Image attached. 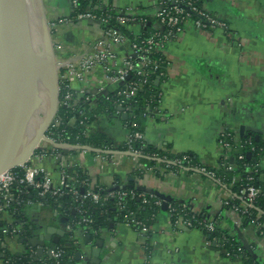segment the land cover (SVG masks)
I'll return each mask as SVG.
<instances>
[{
	"label": "crops",
	"instance_id": "1",
	"mask_svg": "<svg viewBox=\"0 0 264 264\" xmlns=\"http://www.w3.org/2000/svg\"><path fill=\"white\" fill-rule=\"evenodd\" d=\"M100 1L104 7L117 11L129 9L154 20L156 10L170 0ZM40 4L43 18L50 22V41L59 69L69 57L91 52L101 37L99 26L88 21H71L70 0H40ZM203 7L225 21L227 29H197L189 20L180 32L165 38L161 49L166 63L154 82L161 97L144 117L143 135L152 147L168 149L171 153H190L200 162L214 166L219 156L218 139L224 130L232 131L238 138L248 134L264 138V0H203ZM130 29L138 33L139 26L133 25ZM112 50L116 61L110 66L115 68L122 63L125 45H113ZM104 74V69L96 66L82 81H72L70 89L77 95L82 91L95 94L103 89L109 95L119 86L101 84ZM124 113L127 114L117 109V115H102L91 130L120 145L128 134L123 122L129 113L123 120ZM240 127L245 129L243 136L239 135ZM76 150L73 154L39 152L31 163L44 169L54 182L58 180V164L62 161L86 169L92 186L113 189L117 181L123 187L134 182L135 187L155 191L168 200L189 202L193 211L220 209L222 191L197 173L173 178L151 171L141 180H134L131 174L135 160L129 155H118L117 163L113 164ZM63 218H67V225L63 226ZM25 224L26 236L0 237V264L7 254L31 252L38 259L54 252L55 248H49L51 241L45 240L43 252L37 256L36 250L40 247L34 246L33 240L39 235L57 237L55 247L61 242L71 246L74 264H239L220 257L213 245L206 244V236L201 231L174 229L164 212L158 213L148 228V252L143 246V237L119 222H111L109 228L92 236L81 229L71 230L66 212L31 206L25 213ZM230 225L224 222L222 226L231 230ZM244 235L254 245L253 254L264 262L260 239L250 230ZM93 251L97 252L96 256Z\"/></svg>",
	"mask_w": 264,
	"mask_h": 264
},
{
	"label": "trees",
	"instance_id": "2",
	"mask_svg": "<svg viewBox=\"0 0 264 264\" xmlns=\"http://www.w3.org/2000/svg\"><path fill=\"white\" fill-rule=\"evenodd\" d=\"M197 7L203 5V0H194ZM91 12L97 17L106 16L109 18L106 25L102 29L115 28L117 29L128 42L139 43L143 39L155 35L160 40L161 47L153 48L148 57L151 60H156L161 65L156 71L147 70L145 75V82L142 88L138 91L136 98L126 101L122 108L129 113V118L123 122L128 134L134 135L135 133L143 134L144 117L147 115L149 109H153L161 97V92L155 86V79L163 69L162 66L166 63L165 56L163 55L162 47L165 39H162L171 29L168 26L164 30L157 31L148 25L153 20H147L143 16L137 14L136 21L128 22L124 26L117 25L114 18L118 11L112 7H104L100 0H77L76 8L72 9L70 18H75L76 15L86 12ZM214 16V15H213ZM142 19L143 22L140 20ZM196 16L192 15V20ZM133 25L139 26L138 33L130 29ZM210 29L209 27L206 30ZM173 31V30H172ZM226 31V30H225ZM143 46V44H140ZM63 70L59 69V74H63ZM138 79L131 75L129 81H137ZM67 82L64 80L58 81V101L59 106L56 112L55 120L57 125L49 127L46 135L53 138L56 143L63 142L69 146H88L91 149L105 152L117 151L125 152L127 149L126 142L116 146L103 136L99 135L94 130H91L97 120L102 115L114 116L117 115L118 97L116 91L109 94L107 97H99L94 102L86 100L85 97L77 98L73 91L66 88ZM67 92L71 93V99L67 100V106L62 105L65 101ZM119 115V113H118ZM232 143V142H231ZM145 145V146H144ZM134 149L142 152L138 157L140 164L148 167H154L157 163L164 167L168 165L170 170L180 171L184 170L186 173H191L189 168L200 167V161L197 157L190 153H171L168 149L160 150L148 145L145 141H132ZM57 153H76L77 150H65L62 148L54 147ZM247 153L250 154L249 158ZM86 154L95 156L96 152L93 150L88 151ZM155 157L159 158L157 161ZM178 161L177 163L168 164V161ZM264 138L258 137L253 134L245 135L238 140L236 148L232 150L229 156H222L217 160V167L208 168L214 172L215 180L225 185L234 195L229 203V206H240L242 202L237 198L239 191L248 186H254L260 190V194L256 198L254 204L259 208L263 215L260 221L264 220ZM233 166L234 171L227 170L228 166ZM65 173L69 179V183L73 185L76 195L73 193H63L62 195L46 194L44 197L37 195V190L24 184L15 183L12 189L13 201L8 208L0 211V237H15L26 236L28 234L27 225L25 224V213L29 208L27 204L30 202L40 201L43 203L42 207L50 208L57 212H66L69 216V226L71 230L81 229L92 236L100 234L103 230L109 228L110 223L119 222L126 224L132 217L136 222L142 223L149 228L158 213H172L170 208L173 207L175 211L170 217L171 225L176 220L188 222L191 229L201 231L206 240L213 245V249L217 251L221 257L228 258L231 261H236L239 264H264L257 256L249 252L241 246L238 239L227 235L221 229H216L210 233L205 228L204 211L199 215H195L192 211L183 207V203L169 199L164 201L157 195L153 197L146 196L145 199L138 197H125L118 205L115 188H106L101 185L92 186L90 176L86 169L80 168L77 165L65 164ZM17 179L22 178L23 169L15 167L12 169ZM239 176L236 183H232L234 175ZM133 178L141 180L143 173L139 171H132ZM205 177L204 175H202ZM123 184L120 181L115 182L114 186ZM88 189H91L100 196L98 202H93L90 197H83ZM126 191L135 189L134 182H130ZM160 202V204H157ZM3 205L0 199V207ZM186 206L189 208L188 204ZM228 206V207H229ZM190 209V208H189ZM256 211L250 209V214H241L242 225H249ZM7 218V220H5ZM82 218H87L92 221L90 229L87 225L81 222ZM14 227L18 230L15 236L5 235L2 231L5 228ZM135 231H139L136 225H130ZM149 234L143 237L144 247L148 252L150 249ZM227 256V257H226ZM2 264H74L73 252L71 246L65 242L59 243L54 252L49 255L42 256L36 259L31 252H24L17 256L5 255L2 258Z\"/></svg>",
	"mask_w": 264,
	"mask_h": 264
},
{
	"label": "built area",
	"instance_id": "3",
	"mask_svg": "<svg viewBox=\"0 0 264 264\" xmlns=\"http://www.w3.org/2000/svg\"><path fill=\"white\" fill-rule=\"evenodd\" d=\"M76 5L77 0H70L71 11L72 9L76 8ZM192 15L196 16L195 20H192ZM136 16L137 13H133L131 10L126 9L125 11H118L117 15L113 18L117 25L124 26L128 22L136 21ZM109 18H112L109 14H107L106 16L97 17L90 11L78 14L74 19L70 18L71 21H88L91 22V24L99 26L101 29V37L93 44L90 53L82 56L69 57L68 61L63 64V69L61 68L62 70H64V72L63 74H59V80L66 81V88L72 91L70 89V83L72 81H82L84 77L89 74L96 66H100L105 71V74L100 83H109L119 86L115 91L117 92L116 95L118 97V106L122 107V105L126 103V101L136 98L138 91L142 88V85L145 82L144 77L147 70L156 71L161 66L158 61L151 60L148 57V55L151 54L153 48L161 47V44L160 40H158L155 35H151L150 37L143 39L139 43H130L117 29H102V26L106 25ZM189 20L192 21L197 29H206L207 27H209L210 29H227V24L225 21L213 16L206 10L205 7H203V5L201 7H197L194 0H170L167 4L161 5V7H159V9H157L154 13V20L152 21V24L158 23L163 27L168 26L171 29L164 37H162V39H165L167 36L172 35L173 33L180 32L182 30V26ZM62 21H67V19H63ZM140 21L143 22L142 19ZM117 44L125 45V55L120 66L111 68V63L116 61V54L113 52L112 46ZM140 44H143V46H141ZM131 75H134L138 80L129 81V77ZM98 90L95 94L85 93L83 91L78 93V95L75 93L74 94L77 98L85 97L86 100L91 101H95V99L100 96H108L104 93L103 89ZM71 96V93L67 92L65 101L62 102V105L67 106L68 104L66 101L71 99ZM56 125L57 120H55L54 117L49 127H54ZM46 138L47 140L43 141L45 142V146L41 149V153H46L48 151L50 153H55L53 143H56V141L47 135ZM133 140L141 141L144 143V135L141 133H135L134 135L127 134V137L125 139L127 149L125 152L97 151L95 158L102 161H109L115 164L117 163L116 157L118 155H129L133 160H135L134 170L143 173V175L148 172L154 171L158 175H167L176 178L178 175L186 173L184 170H180L178 172L170 170L168 165L162 167L158 163L154 167H148L146 165L140 164L137 159L142 155V152L138 149L133 148ZM238 140L239 138L235 133L227 129L224 130L218 139V158L222 156H229L232 150L236 148ZM57 144L62 145V149L65 150L79 149L83 154H86L88 151H90L86 149V147L88 146H69L63 142ZM155 159L157 161H160V159L157 157H155ZM177 162L178 161L175 160L168 161V164H174ZM200 164V167L189 169L192 171V173H197L201 176L204 175L207 180H209L213 185H215V187L219 188L222 191L219 199L220 209L216 211H204L206 230L212 233L216 229H221L227 235L238 239L240 244L241 240L239 239V236H241V238L245 240L244 234L250 230L254 233V235H256L257 239H260V245L262 244L264 247V220L260 221L263 212L254 204L256 198L260 194V190L254 186H248L245 189H241L239 191V194L237 195V198L242 202V204L240 206H229L230 201L236 195H234L229 189H227L225 185H222L218 182V180H215L214 172L208 169L217 167V162L214 166H208L203 162H200ZM65 167V163L60 161L58 164L59 177L56 182H54L50 178L49 174L44 169L34 166L31 163V159L28 164L20 165V168L23 169V176L20 179H17V177L13 173V168L2 172L0 174V199H2L3 205L0 207V211L8 208L10 203L13 201L12 189L13 185L17 182L37 190V195L39 197H44L48 193H51L53 195H62L66 192L76 195L75 188L73 187V185H71V183H69V179L65 173ZM227 170L234 171V168L230 165L227 167ZM238 180L239 176L235 174L232 183H236ZM114 188L115 190H117L116 197L118 200V205H121L120 202L125 197H138L145 199L147 195L149 197H153L155 195L152 191H145L142 187L139 186H136L135 189H131L129 191H126L125 187L121 185H116L114 186ZM83 197H90L95 203L100 199V196L91 189H88ZM181 203H183L182 205L184 208L192 211V213H194L195 215H199L202 212L193 211L192 206L189 202ZM27 204L29 205V207L36 206L38 208H41L43 205V203L40 201H29ZM157 204H160V202H157ZM186 204H188L190 209L186 206ZM250 209L255 210L256 215L249 225L243 226L240 215L250 214ZM170 211L173 213L175 209L171 207ZM172 213H167L169 218L172 216ZM81 222L86 224L87 228L90 229V224L92 223L90 219L82 218ZM224 222L227 225L229 223H232V225H230L232 229L228 230L227 228H224L222 226ZM126 224L128 226H138V233L142 237H144L148 233V228L142 223L136 222L132 217ZM172 227L174 229H191L188 222L181 220H176L173 223ZM69 228L71 227L69 226ZM17 232L18 230L14 227L5 228L2 231L3 234L10 236H15ZM246 243L248 247L247 250L251 253H254V245L252 243L250 244L247 241ZM206 244L209 245L210 243L207 241ZM217 254L220 256L219 253Z\"/></svg>",
	"mask_w": 264,
	"mask_h": 264
},
{
	"label": "bare ground",
	"instance_id": "4",
	"mask_svg": "<svg viewBox=\"0 0 264 264\" xmlns=\"http://www.w3.org/2000/svg\"><path fill=\"white\" fill-rule=\"evenodd\" d=\"M36 4L41 7L40 0H25L30 28L36 18H41L40 13L36 15ZM6 23L11 24L12 20L7 17ZM7 27L4 26L0 31V153L3 163L19 162L27 158L38 130L51 111L55 82L53 63L48 59L50 55L43 56L42 47L45 40L37 33L38 24L36 32L29 34L31 39L29 57H22L18 61L11 55ZM34 65L41 70L43 68L49 70L46 72L47 84L33 79L31 73ZM10 69L16 78L15 81L10 79L8 74ZM29 92L35 95L33 100L27 98ZM32 101H35V106L32 105ZM20 108L24 109L22 115H19ZM11 133L18 136L14 143L7 141V136Z\"/></svg>",
	"mask_w": 264,
	"mask_h": 264
},
{
	"label": "water",
	"instance_id": "5",
	"mask_svg": "<svg viewBox=\"0 0 264 264\" xmlns=\"http://www.w3.org/2000/svg\"><path fill=\"white\" fill-rule=\"evenodd\" d=\"M7 17L9 19L12 20L11 24H7L6 20ZM29 17L26 11V7H25V0H0V31L4 26H8V40H9V48L10 51L12 52L11 55L12 57L15 59V61L20 60L22 57L26 58L29 57L30 53H31V39H30V35L31 34V28L29 26ZM148 25H152V27L156 30L162 31L164 30V27L158 23H149ZM55 60V57H54ZM53 61V59H52ZM11 69L8 71V74L10 76V79L12 81H15L16 78L13 76L14 74L11 73ZM58 79L57 76L55 74V82H54V86H53V94H52V107H51V111L48 113V115L46 116L44 122L42 123V126L40 127V129L38 130V133L35 137L34 143L30 149V151L28 152L27 157L32 153V151L38 146V144L41 141H46V132L51 124V122L53 121L54 117L56 116V112L59 106V101H58ZM12 91H13V87H12ZM27 98L29 99H34L35 95L32 93H28L27 94ZM1 101V98H0ZM1 104V102H0ZM32 105L35 106V101H32ZM1 107V105H0ZM118 110H124L122 107H118ZM24 109L20 108L19 110V115L23 114ZM127 118V114L124 113L122 115V119L125 120ZM244 127H240L239 129V135L243 136L244 134ZM18 136L15 133H11L7 136V141L9 143H14L17 140ZM258 137L256 136V139ZM54 147L56 148H62V145L57 144V143H53ZM79 148V147H76ZM86 149L88 150H93L95 152H97V150L91 149L89 147H86ZM100 152V151H98ZM250 154L247 153V157L249 158ZM27 159V158H26ZM19 161V162H8V163H3L2 162V157H1V153H0V174L6 170L15 168L18 165H22L25 161ZM144 190V189H143ZM155 195H157L158 197H160L161 199H163L164 201L168 200V197H165L155 191H152ZM63 226L67 225L68 220L67 218H63V220L61 221ZM62 226V227H63ZM31 229V228H30ZM48 231V230H47ZM33 233V231H31V234ZM63 233H59L58 235H62ZM33 235V234H32ZM89 237H87L86 239H88ZM239 239L241 240V246L244 247L245 249H248L247 247V243L246 241L241 238V236H239ZM45 240H49L51 241L49 248L50 250L55 248V245L58 243V238L57 237H50L47 235H39L37 238H34L33 240V245L34 246H38L40 248H38L36 250L37 256H40L42 254V247L44 246V241ZM97 252L93 251V256H96ZM93 262V261H92ZM91 262V263H92ZM96 263V262H94ZM99 264V263H98Z\"/></svg>",
	"mask_w": 264,
	"mask_h": 264
},
{
	"label": "rangeland",
	"instance_id": "6",
	"mask_svg": "<svg viewBox=\"0 0 264 264\" xmlns=\"http://www.w3.org/2000/svg\"><path fill=\"white\" fill-rule=\"evenodd\" d=\"M38 4V2H37ZM36 4V15L38 16L39 13L41 15V18H36V20L34 22H32V26H31V33L34 34L37 30L36 25L38 24V30L37 33L38 35L43 39L44 38V44L42 47V52L44 53L43 56L45 55H50V57L48 58L52 63H53V68H54V72L57 76V79L59 81V67L56 63V61L54 60V46L52 45L51 41H50V36H51V27H50V22H48L47 18H43V12H42V8L40 9L39 6ZM41 6V4H40ZM40 25V26H39ZM53 59V61H52ZM49 71V70H47ZM46 69L43 68V70H41L37 65H34L32 67V73L31 76L33 77V79L35 81H40L44 84H47V80H48V76L46 74ZM45 146V142L41 141L38 146L32 151V153L27 157L26 161L23 163V165L28 164L30 159H32V157L36 154L41 152V149L44 148ZM16 167H20V165L16 166Z\"/></svg>",
	"mask_w": 264,
	"mask_h": 264
}]
</instances>
